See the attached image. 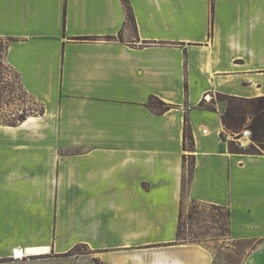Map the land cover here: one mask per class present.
<instances>
[{"label": "crops", "instance_id": "1", "mask_svg": "<svg viewBox=\"0 0 264 264\" xmlns=\"http://www.w3.org/2000/svg\"><path fill=\"white\" fill-rule=\"evenodd\" d=\"M129 4L133 29L121 0H0L5 63L43 108L0 125V264H214L177 240L188 158L190 199L264 264V149H230L217 100L264 97V0Z\"/></svg>", "mask_w": 264, "mask_h": 264}, {"label": "rangeland", "instance_id": "2", "mask_svg": "<svg viewBox=\"0 0 264 264\" xmlns=\"http://www.w3.org/2000/svg\"><path fill=\"white\" fill-rule=\"evenodd\" d=\"M131 29L133 27L130 25ZM5 42L0 40V122H11L23 112L36 115L41 112V105L30 95L20 90L19 79L4 60ZM209 99L207 98L206 101ZM252 118L248 115L245 126L239 133L229 131L230 140L246 145L243 131ZM223 139H227L223 136ZM258 149H261L258 147ZM192 159L186 161L187 181L191 179ZM184 241L194 242L209 250L214 257V264H243L253 244L251 242L232 241L227 229L226 211L213 206L197 203L185 193L182 204V235ZM86 247L79 249V255L90 254Z\"/></svg>", "mask_w": 264, "mask_h": 264}, {"label": "trees", "instance_id": "3", "mask_svg": "<svg viewBox=\"0 0 264 264\" xmlns=\"http://www.w3.org/2000/svg\"><path fill=\"white\" fill-rule=\"evenodd\" d=\"M121 1L126 9L127 24L129 26L131 25L132 27H134L135 18H134L131 6L129 4V0H121ZM17 77L19 79L18 74H17ZM19 84H20V90L24 92L25 94L29 95L24 90L20 80H19ZM217 100L227 102L226 112L221 117V121L225 129L228 131H231L232 133H239L242 130V128L245 126L246 118L249 115L252 118V122L249 126H246V128L250 129L252 133V141L255 143V145H252L250 147L249 151H257L258 147H260L261 149H264V97H258V98L248 100V99L219 95L217 96ZM148 107L152 112L158 115H161L170 109L169 105L165 104L164 102H162L156 97H151L149 99ZM42 113H43V108L41 107V112L38 114H42ZM29 116H32V114L28 112H23L21 115L18 116L17 119H14L13 121L8 122V123L0 122V125L16 126L17 124L24 122ZM184 138H185V147L187 145H189V147H192L193 138H192L190 128L188 127L185 128ZM229 147L233 151H240V152L244 151V149L241 148L239 144H237V142H231ZM189 174H191V177H192V170H191V173L189 172ZM190 182H191V179L187 181L186 168H185V171L183 174V182H182L181 212H180L179 228H178V234H177V240L181 243H194L191 241H187V240L184 241L183 239H181L183 197L185 193L189 194ZM213 207L219 208L217 206H213ZM219 209H222V208H219ZM226 214H227V229H228V234H229V228H228L229 214L227 212ZM81 247L83 246L75 247L72 251L66 254V256L79 255V249Z\"/></svg>", "mask_w": 264, "mask_h": 264}, {"label": "built area", "instance_id": "4", "mask_svg": "<svg viewBox=\"0 0 264 264\" xmlns=\"http://www.w3.org/2000/svg\"><path fill=\"white\" fill-rule=\"evenodd\" d=\"M246 131H243V138H247L250 140V142H252V133L250 131V129L246 128L245 129ZM203 133H207V130H204ZM238 144V143H237ZM239 146L241 148H245V147H248L247 145H243V144H239ZM13 257H16V256H13Z\"/></svg>", "mask_w": 264, "mask_h": 264}, {"label": "bare ground", "instance_id": "5", "mask_svg": "<svg viewBox=\"0 0 264 264\" xmlns=\"http://www.w3.org/2000/svg\"><path fill=\"white\" fill-rule=\"evenodd\" d=\"M244 139H247V138H244Z\"/></svg>", "mask_w": 264, "mask_h": 264}]
</instances>
